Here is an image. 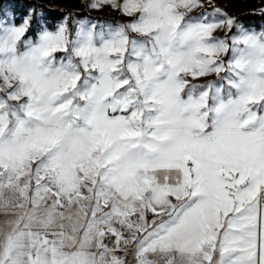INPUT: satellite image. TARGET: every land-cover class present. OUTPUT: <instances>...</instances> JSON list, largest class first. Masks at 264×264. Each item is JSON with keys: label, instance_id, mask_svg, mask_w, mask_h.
Segmentation results:
<instances>
[{"label": "snow or ice", "instance_id": "snow-or-ice-1", "mask_svg": "<svg viewBox=\"0 0 264 264\" xmlns=\"http://www.w3.org/2000/svg\"><path fill=\"white\" fill-rule=\"evenodd\" d=\"M101 4L129 19L0 6V264H264V31Z\"/></svg>", "mask_w": 264, "mask_h": 264}, {"label": "rangeland", "instance_id": "rangeland-1", "mask_svg": "<svg viewBox=\"0 0 264 264\" xmlns=\"http://www.w3.org/2000/svg\"><path fill=\"white\" fill-rule=\"evenodd\" d=\"M38 2L44 3L48 5L51 8L55 9H71L77 12H87L91 16L94 17H101L102 20H95V19H89V18H83V19H76L74 21V26L77 28L80 23H95L98 26H108L112 24H120L126 22L129 18L125 17L118 9L113 8L110 4H101L99 8H94L91 5L96 3V0H36ZM122 2V0H120ZM205 7L204 8H197L194 9L193 12L189 13L190 16H196L200 13H212L213 7L219 8L222 10L223 13H226L227 16L231 17L227 11H232L234 13H245L248 11H254V10H264V0H203ZM211 9L210 11H205ZM9 17H11L14 13L13 8L8 9ZM34 10L31 8L28 11V14L34 15ZM36 20L40 24H43L44 19L46 18L45 13L37 10L36 11ZM15 16V22L16 19L22 18L25 15H17L14 13ZM219 18V17H217ZM67 21V19L61 20L58 24L61 22ZM22 19L19 22H16L17 24L21 23ZM247 28V27H246ZM256 32L264 31V28L262 29H255L250 28ZM215 36L219 38H224L226 36H230L227 29H220L217 30L216 33H214ZM62 55V53L57 54ZM227 59V57H225ZM215 79V77H208V78H200L197 81H193V83L197 84H204L209 82L210 80ZM133 256L131 253L128 256L129 264H132Z\"/></svg>", "mask_w": 264, "mask_h": 264}, {"label": "trees", "instance_id": "trees-1", "mask_svg": "<svg viewBox=\"0 0 264 264\" xmlns=\"http://www.w3.org/2000/svg\"><path fill=\"white\" fill-rule=\"evenodd\" d=\"M5 4L15 5L14 13L17 15H27L29 9L34 10V20H36V11L40 10L45 13V19L43 24L47 25H58V23L63 20L67 19V22L70 26V29H75L74 21L76 19H95V20H102L101 17H94L88 14L87 12H77L71 9H55L51 8L48 5L38 2L36 0H0V6ZM211 9L205 10L210 11ZM227 13L235 19L238 25H243L247 28H255V29H262L264 28V10H254L248 11L245 13H234L232 11H227ZM21 18H17L16 22H19ZM31 34V30L30 33ZM230 35L232 33H229Z\"/></svg>", "mask_w": 264, "mask_h": 264}]
</instances>
